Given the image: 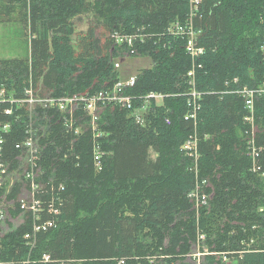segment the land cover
I'll return each mask as SVG.
<instances>
[{
    "label": "trees",
    "instance_id": "obj_1",
    "mask_svg": "<svg viewBox=\"0 0 264 264\" xmlns=\"http://www.w3.org/2000/svg\"><path fill=\"white\" fill-rule=\"evenodd\" d=\"M263 5L111 0V13L100 23L107 33L102 39L96 26L74 36L70 21L84 0H0V22L16 12L30 36L27 58L0 60V125L10 126L0 155L9 170L18 169L15 145L32 125L42 147L40 180L53 183L55 192L63 188L57 226L38 235L31 250L24 239L31 222L18 200L24 178L0 194L13 205L11 217L22 215L19 225L0 235V264H187L199 236L208 252L199 264H264V97L255 99L251 116L232 93L263 83ZM175 23L192 27L202 55L192 60L186 54L185 40L171 34ZM115 33L143 40L118 46ZM122 56L151 60L130 93L165 97L151 106L144 127L124 109H103L96 130L106 155L96 172L90 129L76 136L54 110L37 108L31 116L29 105L17 101L29 99V88L43 97L108 89L121 77L114 60ZM188 70L201 95L195 112L186 105ZM76 116L85 123L82 111ZM194 134L196 172L181 151ZM196 190L208 196L198 208L190 198Z\"/></svg>",
    "mask_w": 264,
    "mask_h": 264
},
{
    "label": "built area",
    "instance_id": "obj_2",
    "mask_svg": "<svg viewBox=\"0 0 264 264\" xmlns=\"http://www.w3.org/2000/svg\"><path fill=\"white\" fill-rule=\"evenodd\" d=\"M197 1V0H196ZM264 12V5L262 8ZM171 34L174 36H181L183 41L185 40L184 49L186 54L194 60L196 57L203 54L204 49L196 46V34L193 33L192 27L187 25L186 27L180 26L179 23H175L170 28ZM116 45L126 44L131 47L135 40L142 41V36L137 34H118L115 33L112 36ZM260 52L264 61V40L260 46ZM119 63H114V68L117 70ZM118 71V70H117ZM188 90L186 96L191 99H187V104H193V112L197 108V100L200 99V93L195 91L194 82V72L193 70H188L186 73ZM137 80V74L131 75L126 78L120 77V79L113 86L95 92L93 94H81L73 96H62V97H47L41 96L38 92H33L29 88V99L17 101L18 103H27L29 105V113L32 116L33 110L37 108L41 109H51L58 113L59 121L62 125L73 131L74 135H81L84 131L89 130L92 135V164L94 170L99 172L102 169L103 158L106 153L101 148L97 138L101 136V133L97 132V120L103 109L107 106L111 108L124 109L128 111L133 117V121L144 127L146 124V115L150 110L151 106L161 105L165 97L163 94H158L154 92H149L146 95L135 96L130 93L131 89L134 87ZM232 93L239 95L244 100L245 108L249 111V114L253 115L254 101L257 98L264 97V80L261 86L254 89H237ZM196 106V107H195ZM82 111L84 116L83 124H80V116H76V112ZM6 114H10V110L5 111ZM187 118V116H185ZM87 119V121H86ZM250 118H246L248 121ZM166 124H169L168 118L165 119ZM10 129L8 124L0 125V152L1 146L4 143L3 134L7 133ZM38 129H33L32 125H29L28 137H26L23 142L17 143L15 149L21 152L20 162L23 163L16 170H9L8 165H6L0 155V194H8L14 185L11 181L5 186V179L9 175L21 174L24 178L20 186V194H27L26 198H22L20 202L21 211L27 214L30 224L31 231L24 234V239L26 245L31 249L34 248L36 243V237L42 233H47L57 226V221L61 215V208L63 207V198L60 197V192H63V188L60 186L55 187L53 183L43 182L40 178L43 175V171L40 167V159L42 155V147L39 143ZM194 134L190 136L181 146V151L184 153L185 157L193 160L194 170L197 171V160L199 158L198 154V144L197 137ZM252 157L256 156L254 148L251 149ZM19 170H21L20 173ZM263 186H264V173ZM50 188V189H47ZM55 193V194H54ZM19 194V195H20ZM190 198H193L196 207L201 205H206L208 196L205 194H200L198 190L191 192ZM43 262L49 261L48 255L42 256Z\"/></svg>",
    "mask_w": 264,
    "mask_h": 264
},
{
    "label": "rangeland",
    "instance_id": "obj_3",
    "mask_svg": "<svg viewBox=\"0 0 264 264\" xmlns=\"http://www.w3.org/2000/svg\"><path fill=\"white\" fill-rule=\"evenodd\" d=\"M111 7V0H84V6L80 7L79 14L75 16L70 22L74 29V36L84 34L90 26L97 29V33L102 39L107 36L106 30L101 26L103 16H108ZM17 13H13L9 20L0 22V60L5 59H23L29 56L30 52V36L28 29H23L22 25L18 23ZM73 36V39L75 38ZM119 63L117 68L121 77L124 79L131 75H135L143 69L150 67L151 60L146 57H127L122 56L120 60H114ZM151 159L155 158V154L150 152ZM23 164V163H22ZM21 174H11L5 180V186L11 181L21 182ZM22 183L18 184V187ZM20 193V190H19ZM6 195V194H5ZM22 198H26L27 194H21L18 200L21 202ZM13 205L5 201L4 196H0V235L8 232L11 228H15L22 221V215L11 217L8 208L12 209ZM8 211V212H7ZM203 236H199L196 245L192 247V254L186 258L187 264H199L203 261V255L207 252V245L202 242ZM231 263L229 260L226 264Z\"/></svg>",
    "mask_w": 264,
    "mask_h": 264
},
{
    "label": "crops",
    "instance_id": "obj_4",
    "mask_svg": "<svg viewBox=\"0 0 264 264\" xmlns=\"http://www.w3.org/2000/svg\"><path fill=\"white\" fill-rule=\"evenodd\" d=\"M11 264V263H10Z\"/></svg>",
    "mask_w": 264,
    "mask_h": 264
}]
</instances>
